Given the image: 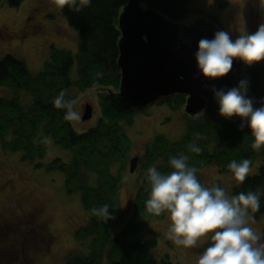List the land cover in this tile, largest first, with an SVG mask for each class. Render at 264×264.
Returning a JSON list of instances; mask_svg holds the SVG:
<instances>
[{
	"label": "trees",
	"instance_id": "obj_1",
	"mask_svg": "<svg viewBox=\"0 0 264 264\" xmlns=\"http://www.w3.org/2000/svg\"><path fill=\"white\" fill-rule=\"evenodd\" d=\"M1 1V0H0ZM24 0H7L18 7ZM129 0H91L79 13L69 7L61 9L71 26L79 33L78 51L51 46L44 68L33 73L27 64L13 54L0 58V87L12 90L9 96H0V143L6 152H20L23 161L35 163L36 168L64 174L69 194L79 193L86 224L75 231L82 248L66 260L65 264H173L169 258L158 259L154 249L155 237L133 239L141 233L147 221L162 219L146 212L145 201L151 189L147 169L155 165L168 174L173 169L168 161L181 152L189 156V165L195 166L198 180L204 186L200 170L214 165L220 172H231L227 167L232 160L250 159V169L259 162L257 171L248 175L243 184L237 181L233 196L240 192L264 189V147L251 148L253 137L247 127L240 130L241 120L225 119L219 115L218 105H209L200 115L191 117L180 138L171 140L159 134L146 143L138 166V184L132 202V214L118 231L113 222L122 213L121 193L123 176L131 159L132 140L126 127L131 126L141 109L125 108L108 89L119 90L121 70L118 66V19ZM141 4L156 9L174 21L186 19L191 13L193 0H140ZM227 0H221L225 7ZM216 18V17H215ZM250 86L248 95L260 107L264 98V66L260 63L247 66ZM102 74V75H98ZM99 89L100 113L97 122L87 131L79 133L71 121L65 120L66 109L54 106V98L62 91L65 99L75 101L79 93ZM178 104L186 101L185 95L174 96ZM197 134L202 139H197ZM70 152V159L56 157L44 163L48 152L47 140ZM196 140L202 149L199 153L188 150ZM215 184L221 187L216 178ZM205 187V186H204ZM258 212H249L256 218L264 214V196ZM110 206L115 219L105 222L93 215L91 209Z\"/></svg>",
	"mask_w": 264,
	"mask_h": 264
},
{
	"label": "rangeland",
	"instance_id": "obj_2",
	"mask_svg": "<svg viewBox=\"0 0 264 264\" xmlns=\"http://www.w3.org/2000/svg\"><path fill=\"white\" fill-rule=\"evenodd\" d=\"M220 1L193 0L190 15L176 22L185 26L206 18L208 23L229 32L233 40L239 35L255 32L264 23V13L260 12L257 0H231L236 6L227 0L225 7L220 5ZM78 42L79 33L52 0H24L18 7H11L7 0L0 1V58L13 54L23 60L33 73H38L45 66L51 46L76 53ZM260 63L264 66V61ZM11 94L10 88L0 87V96ZM99 96L96 88L78 94L73 109L80 118L71 121L77 132L87 131L97 122ZM88 103L92 104L94 115L84 121L81 117ZM184 109V104L179 105L177 98L172 97L136 114L133 124L126 127L132 140L131 156H141L146 143L156 135L162 134L171 140L180 138L188 120ZM47 143L49 148L42 159L44 163L56 157L70 159L69 151L57 146L50 138ZM258 165L259 162L248 175L254 174ZM199 172L205 187L215 184L218 178L227 197L233 196L236 180L232 172H220L214 165ZM137 174L138 171L131 173L128 167L123 176L122 213L114 220L113 231L120 230L131 217ZM17 217L32 222L34 230H31L36 236L27 227H0V264H29L27 257L31 254L34 257L31 264H65L70 255L82 248L75 238V231L86 224L88 213L82 206L80 194L66 191L63 173L49 171L46 167L36 168L35 163L23 161L20 152L4 151L0 143V218L12 220ZM170 225V214L165 212L162 219L147 221L141 233L133 239L146 240L153 236L157 240L154 253L158 259L166 257L173 264H198L200 255L211 243L212 233L201 238L197 246L184 248L168 239ZM248 226L262 234L264 214L256 218L249 212ZM46 230L51 231L55 238L46 237Z\"/></svg>",
	"mask_w": 264,
	"mask_h": 264
},
{
	"label": "clouds",
	"instance_id": "obj_3",
	"mask_svg": "<svg viewBox=\"0 0 264 264\" xmlns=\"http://www.w3.org/2000/svg\"><path fill=\"white\" fill-rule=\"evenodd\" d=\"M57 8L69 7L77 13L91 3V0H52ZM258 8L264 13V0H257ZM232 6H236L231 3ZM198 75L214 82L227 77L233 69L234 60L251 67L264 61V23L253 33L239 35L235 40L230 33L218 30L213 39L201 38L194 53ZM102 75V74H98ZM250 80L242 78L231 88H216L211 92L219 107V115L225 119L241 118L240 130H251L254 151L264 147V98L260 107H254L256 99L249 97ZM60 92L53 100L58 109H66L65 120H78L79 114L73 109L74 101L65 99ZM197 134V139H202ZM188 150L199 153L202 149L196 140L188 145ZM190 157L181 152L169 158L173 169L162 173L155 165L147 171L151 186L145 210L153 216L169 213L171 225L168 239L178 246L193 248L201 238L211 235V243L200 255L198 264H264V234L255 232L249 225V209L258 212L264 189L240 192L228 198L218 184L204 187L197 178L198 169L189 165ZM250 159L232 160L228 164L235 180L243 184L250 172ZM93 215L105 222L115 219L110 214L108 204L91 209Z\"/></svg>",
	"mask_w": 264,
	"mask_h": 264
},
{
	"label": "water",
	"instance_id": "obj_4",
	"mask_svg": "<svg viewBox=\"0 0 264 264\" xmlns=\"http://www.w3.org/2000/svg\"><path fill=\"white\" fill-rule=\"evenodd\" d=\"M118 25L120 86L116 92L107 91L125 108L143 110L176 95H185V113L195 117L209 105H217L211 92L213 86L231 88L240 79L248 78L245 64L239 60H234L227 77L214 82L198 75L194 57L198 41L211 40L220 30L206 18L182 26L164 13L142 5L140 0H129L119 15ZM92 116L93 106L88 103L82 120H90ZM139 161V155L130 159L131 173L137 170Z\"/></svg>",
	"mask_w": 264,
	"mask_h": 264
},
{
	"label": "flooded vegetation",
	"instance_id": "obj_5",
	"mask_svg": "<svg viewBox=\"0 0 264 264\" xmlns=\"http://www.w3.org/2000/svg\"><path fill=\"white\" fill-rule=\"evenodd\" d=\"M261 64V63H260ZM245 67H246V69H247V66L245 65ZM247 73V72H246ZM248 75V74H247ZM248 78H249V75H248ZM171 99V98H170ZM170 99H168V100H165V101H169ZM165 101H163V102H165ZM161 103V102H160ZM148 108H145V109H143V111H146ZM93 115H94V110H93ZM32 224V225H30V224ZM35 224V223H34ZM8 226H18L19 228L21 227H27V228H29L30 229V232L33 234V232H32V228H33V223L32 222H30V221H22L21 219H20V217H17V218H14V219H12V220H10V219H7V218H0V227H8ZM33 230H34V228H33ZM37 232V231H36ZM48 235L46 236V237H48V236H50V238H55V235L51 232V231H48V230H46L45 231ZM40 234H41V231H40ZM262 234H264V228H262ZM34 235V234H33ZM34 236H36V235H34ZM49 238V241H51V239ZM22 255L24 256V255H27V253H22ZM27 262L29 263V264H31L32 262H33V260H34V257H33V255L31 254V256L30 255H28V257H27Z\"/></svg>",
	"mask_w": 264,
	"mask_h": 264
}]
</instances>
